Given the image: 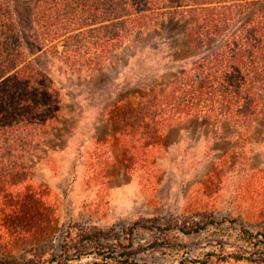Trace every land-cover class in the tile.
Segmentation results:
<instances>
[{
    "label": "trees",
    "instance_id": "obj_1",
    "mask_svg": "<svg viewBox=\"0 0 264 264\" xmlns=\"http://www.w3.org/2000/svg\"><path fill=\"white\" fill-rule=\"evenodd\" d=\"M172 21L182 24L188 45L206 48L205 54L162 89L120 102L123 142L152 139L193 114L221 124L224 138L244 142L264 107V0H0V264H37L46 254L43 222L33 231L26 216L44 207L46 190L32 182L33 174L51 136L60 132L64 112L42 59L50 56L72 78L110 62L132 33ZM154 222L140 218L121 229L65 231L62 259L52 256L46 264L87 254L99 256L96 264H146L117 249L132 248L138 228L154 237ZM263 231L223 226L215 232L240 246L205 255L264 256Z\"/></svg>",
    "mask_w": 264,
    "mask_h": 264
},
{
    "label": "rangeland",
    "instance_id": "obj_2",
    "mask_svg": "<svg viewBox=\"0 0 264 264\" xmlns=\"http://www.w3.org/2000/svg\"><path fill=\"white\" fill-rule=\"evenodd\" d=\"M183 29L172 21L136 31L110 62L76 71L72 78L50 56L42 59L59 89L64 117L33 174L32 182L47 194L44 207L26 216L33 231L43 222L47 234L41 239L46 254L37 264H46L52 256L62 259L65 231L121 229L140 218H155V236L138 228L132 248L117 249L130 250L138 262L264 264V256L258 255L254 260L205 255L240 246L215 232L223 226L230 231L264 230V107L244 142L224 138L221 124L203 114L180 117L146 141L123 142L125 136L120 135L121 101L162 89L205 54L206 48L188 45ZM191 217L197 225L190 226ZM99 261V256L87 254L64 262Z\"/></svg>",
    "mask_w": 264,
    "mask_h": 264
}]
</instances>
